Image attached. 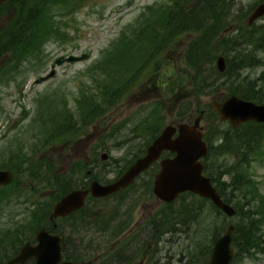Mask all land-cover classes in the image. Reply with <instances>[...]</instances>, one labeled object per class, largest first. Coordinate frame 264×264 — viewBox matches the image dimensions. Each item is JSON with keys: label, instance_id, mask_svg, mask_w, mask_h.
<instances>
[{"label": "rangeland", "instance_id": "obj_1", "mask_svg": "<svg viewBox=\"0 0 264 264\" xmlns=\"http://www.w3.org/2000/svg\"><path fill=\"white\" fill-rule=\"evenodd\" d=\"M232 1L235 5L228 17L234 28L227 32L228 36L243 27L253 32L264 30V16L245 25L248 14L263 0ZM169 3L170 0H55L48 5L46 17L56 28L42 39L37 50L17 68L12 67L9 53L0 58L4 66L0 74L8 73L0 75V168L16 169L14 181L0 187V260L13 255L14 248L27 241V236L35 235L42 227L37 228V223H48L43 216L50 213L65 186L70 190L96 177L101 182L115 179L144 154L156 130L183 122L178 110L184 109L187 97L195 105L190 121L201 107L210 110L200 125L214 150L205 159L211 177L230 197L252 198L254 201L244 203L245 209L254 202L264 205V144L260 147L262 153L259 150V156L252 157L249 166L243 168L253 181V191L248 184L244 193H231L226 185L230 180L228 170L235 166L238 155L218 145L221 134L238 126L219 121L210 106L223 96L227 84L238 86L240 78L256 79L264 92V50L253 48L250 52L256 58L244 61L246 66L234 76L216 78L212 70L216 50L224 45L212 44L217 38L210 29V55L206 56V70L198 76L185 58V50L190 38L200 31L186 30L139 76L123 84L148 43L144 38L136 46L141 38L134 40V30L144 22L142 13L149 17L154 10H147L148 5L162 7ZM14 12V3L0 11V28ZM69 54L86 56L54 64L57 57ZM51 70V77L34 82ZM179 75L170 91V78ZM120 80L122 90L115 95L112 91L121 84ZM83 100L91 101L83 104ZM90 104L95 112L90 110L87 118L85 112ZM158 169L156 162L127 189L105 198H91L74 216L57 218L59 233L64 237L63 250L70 259L78 257L75 264H205L227 225L243 221L232 202L237 214L227 216L209 200L187 191L173 202L161 201L152 191ZM7 231L12 232L9 240L5 238ZM259 234L258 245L248 254L235 255L234 250L230 264H264V220Z\"/></svg>", "mask_w": 264, "mask_h": 264}, {"label": "trees", "instance_id": "obj_2", "mask_svg": "<svg viewBox=\"0 0 264 264\" xmlns=\"http://www.w3.org/2000/svg\"><path fill=\"white\" fill-rule=\"evenodd\" d=\"M53 1L55 0H7L0 5V11L9 4L14 3L15 5V12L0 28L4 31L3 33L0 31V58H2L3 55L8 57L9 53L11 55V60H13L12 67L17 68L18 64H20L23 59L29 58L37 50L42 42V39L50 31L53 32L56 28L55 25L53 23L51 24V21L48 20V17H46L48 14V5ZM213 2L214 0H170L169 4L162 7L157 4L148 5L146 9H153V14L149 17H145L144 13H142L141 16H143L144 22L133 32V35L136 38L134 39L135 41H139L141 38V41H139L136 46L141 45L145 41L144 38L148 40V43L142 49V58H140L136 66L128 71L124 80L126 78L127 79L125 81L123 80V84L127 85L131 79L139 76L144 68L147 69L149 67L153 59L163 53L164 49L178 34L186 30L200 31L197 36L190 38V42L186 44L187 51L185 50V58H187V61L195 68L198 76L202 75L206 70V56L210 55L208 48L213 41L211 36L207 33L210 29L215 32V36L217 38V41L212 44L218 46L221 44L224 45V48H218L216 50V54H222L226 59V69L224 72L220 73L212 66V70L216 78H229L231 75L234 76V72L246 66L243 64L244 61L256 58V55L251 54L250 51H252L253 48L256 49L255 51H257V49L264 50V30L253 32L252 30L243 27L235 35L228 36L229 33L227 32L232 31L234 28L232 20L229 19L228 15H230V10L234 7L235 3L232 0H218L216 4H213ZM0 69L3 70L4 66L0 65ZM178 70L181 72L180 69H177L176 71ZM0 75L5 76L8 75V73H1ZM239 77L240 76H238V78ZM179 78L180 75L176 77L172 76L170 78L169 83L172 81L170 91L173 84L176 82V79ZM118 83L121 84L118 88H115L112 91L115 95L122 90V80ZM257 83L256 79L245 80V78H240L238 86L234 87L229 86L228 84L226 85V88L223 90L224 94L222 98L230 94H236L242 98L252 100L257 103H264V92L261 88H259ZM165 85L168 86L169 84ZM192 95L196 96V91H193ZM88 101L90 103L91 100H83V104ZM111 101L113 102L114 100ZM99 107V104L96 105V108ZM194 108L195 105H193L187 97L184 109L180 108L178 110V115L181 117L180 121L191 120L193 118L192 112ZM42 109L44 110V106ZM90 110L95 112V110L92 109L91 104L85 112L87 118L91 114ZM201 111H203L202 119L204 120V117L206 119L210 110L204 106L200 108L198 114H200ZM196 112L197 107L194 113ZM213 114L216 115L214 110ZM63 123L64 126L66 122ZM158 133L159 131L156 130L152 137L154 138ZM220 137L221 142L218 146L224 147L223 151H234V153L238 155L237 163L235 166L231 165L228 170L230 180L226 185L230 187V192L237 193L240 191V193H244L245 187H247L248 184L251 185V190L253 191V181L250 177L244 174L243 168L244 166H249L252 161V157L259 156L257 155L259 150L262 153L260 147L264 144V124L246 122L237 128H234L230 133L221 134ZM209 151H212L211 146H209L208 153ZM212 152L214 153V150ZM166 155H171V153L166 152ZM205 159L204 172L210 176L214 186L222 198L228 203L232 202V204H234V206L239 210L240 215L243 217V221L234 225L232 241V245L235 250L234 253L235 255L239 253L248 254L255 245H258V238L260 235L259 229L261 227V221L264 220V210L261 208L264 205L254 202L247 207V209H245L246 207L244 206V203H249L248 199L254 201L252 198L242 195L239 196L240 199L237 200L235 197L233 198V196L230 197L225 194L222 187L217 184L213 177H211V172L208 170V163H206ZM155 163L156 162L153 164ZM96 179L99 180L98 177H96ZM68 189L69 188L65 186L61 190L60 195L57 196V199L59 196L66 193ZM262 198H264V195ZM243 199L246 200L241 203ZM236 208L235 215L237 214ZM76 213H74V215ZM48 215L49 214L43 216V220H47L48 223H43V221H41L40 223H37V228L39 226L48 228V224L51 223L48 220ZM180 221L181 220H178L177 224H180ZM48 229L52 231H59L58 227L52 229V223ZM33 236L34 235L27 236L25 240H32L34 238ZM11 237L12 232L7 231L5 233L6 240H9ZM18 248H14L13 255L16 253ZM62 252L65 258H70V255L64 250ZM78 254L80 255V253ZM81 257L82 256H80L79 259ZM4 258L5 257H1V260ZM72 258L76 260L78 257L72 256ZM120 262L123 264L122 261Z\"/></svg>", "mask_w": 264, "mask_h": 264}, {"label": "water", "instance_id": "obj_3", "mask_svg": "<svg viewBox=\"0 0 264 264\" xmlns=\"http://www.w3.org/2000/svg\"><path fill=\"white\" fill-rule=\"evenodd\" d=\"M6 0H0V5ZM264 16V1L258 3L249 13L246 24L251 25L258 18ZM86 54L59 56L55 63L64 61H78ZM216 68L219 72L226 69L223 55L216 59ZM54 71L35 79L39 83L52 76ZM221 121L227 120L233 127L247 121L264 122V104H258L235 94L224 100H213L210 103ZM201 115L190 122H181L177 125L167 124L152 142L147 146L145 153L138 158L115 180L103 184L92 180L85 189L75 188L63 195L55 202L49 215L50 220L65 216L82 207L86 197H104L131 184L137 175L145 171L155 162L165 150L175 155L160 159V170L154 176L153 192L162 201L171 202L177 196L190 191L209 199L227 216L235 213L234 208L226 203L213 186L210 178L203 173L202 158L206 155L208 145L203 139L200 127ZM103 158L106 155L102 156ZM10 170H0V185L11 180ZM234 226L228 225L225 231L216 239L210 257L205 264H230L233 257L232 237ZM37 242H25L16 255L2 261L0 264H74L72 260L62 259L61 236L51 234L41 228L35 235ZM33 259V262L28 263Z\"/></svg>", "mask_w": 264, "mask_h": 264}, {"label": "flooded vegetation", "instance_id": "obj_4", "mask_svg": "<svg viewBox=\"0 0 264 264\" xmlns=\"http://www.w3.org/2000/svg\"><path fill=\"white\" fill-rule=\"evenodd\" d=\"M87 155V152L85 151L84 152V154H83V156L85 157ZM91 171H89L88 172V174L90 173ZM89 178L90 177H88L86 180H89ZM103 183H107V182H103ZM88 185L89 184H86V183H79L78 184V187H75V188H87L88 187ZM125 189H127V187L126 188H123V189H121V190H119V191H117V192H115V193H113V194H117L118 192H120V191H122V190H125ZM113 194H111V195H113ZM111 195H108V196H111ZM108 196H106V197H108ZM90 197H88V199H89ZM93 198V197H92ZM104 198V197H103ZM87 199V200H88ZM96 199V198H95ZM72 216H74V212L73 213H70V214H68V215H66L65 217H59V218H67V217H72ZM53 227H56V226H53ZM62 235V234H61ZM63 237V236H62ZM63 241H64V237H63ZM36 242V239H35V237H34V241L32 242V243H35ZM117 264H121V262H118Z\"/></svg>", "mask_w": 264, "mask_h": 264}]
</instances>
